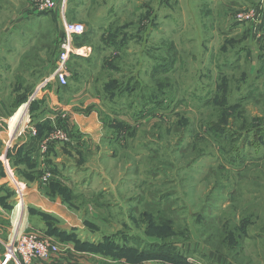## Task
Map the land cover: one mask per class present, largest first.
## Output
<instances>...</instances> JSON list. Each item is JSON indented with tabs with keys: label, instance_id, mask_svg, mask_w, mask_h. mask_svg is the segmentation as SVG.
<instances>
[{
	"label": "rangeland",
	"instance_id": "374dc122",
	"mask_svg": "<svg viewBox=\"0 0 264 264\" xmlns=\"http://www.w3.org/2000/svg\"><path fill=\"white\" fill-rule=\"evenodd\" d=\"M54 3L57 14L0 0V258L23 262L12 247L25 206L10 189L36 183L80 232L151 250L128 264H264V0H100L67 16ZM68 21L85 30L71 49H86L67 53L62 83ZM49 91L93 112L98 138L50 140L63 125ZM23 97L27 122L9 134ZM26 138L46 141L39 162L14 150Z\"/></svg>",
	"mask_w": 264,
	"mask_h": 264
},
{
	"label": "crops",
	"instance_id": "0c3cea01",
	"mask_svg": "<svg viewBox=\"0 0 264 264\" xmlns=\"http://www.w3.org/2000/svg\"><path fill=\"white\" fill-rule=\"evenodd\" d=\"M57 1H60L61 3V7H58V9H60L59 12L64 11L65 16H67L68 12L72 13L77 9L79 10L82 4H86L87 7L90 8L92 7V5L96 6L100 2V0ZM56 12V8L50 11V13L54 14H57ZM52 91H49L48 95H45V97L48 102H50V106H54L53 110L55 111L52 114L56 116V120H58L61 124H64L63 126L71 132L73 136L71 142L79 144L80 142L87 141L88 138L97 139L99 121L97 120L96 115H94L93 112H90L88 114H80L76 110H74V105H61V103L59 102V98L55 96ZM26 104L27 103L25 102L22 103L17 108V110H15L16 112L13 114V116H16V122H18V124L16 129L15 127H8L9 134L15 131H19V129L23 128L24 124L27 122L28 118L25 114ZM47 111L51 113V111ZM43 114H45L46 116V113ZM54 115L51 116L49 114V117L53 118ZM60 119H62V121ZM8 125L10 126L9 122ZM74 133L80 134V137H74ZM25 140L27 141L23 143L18 142L14 146V150L22 148L23 154L29 156L27 158L28 160L32 162L37 160V162H39V158H41L40 148L44 141H42L41 138H26ZM11 151L12 149H9L8 152ZM60 157L61 156H58V158L56 157V160L54 159V161L57 164L63 166V163L61 164L58 162V159H60ZM8 159H10L9 156ZM12 160L15 159L12 158ZM61 174L62 175L60 176V173H58V177L60 179H63L65 177L69 178V173L62 171ZM11 175L13 176L14 172ZM2 180L3 181L0 182H8L7 179ZM20 188H23V191L26 192L25 194L23 193L24 196H22ZM10 190L11 192H14L13 195L15 196V199L13 198V200L16 201V205L14 203L13 208L19 210V208L23 206V203L25 206V210L21 215L20 223H18V226L20 225V229L24 231H36L39 234L48 235L58 241L61 245L68 248L69 253L67 252L65 257L58 259L56 264H128L127 262H125V259L120 260L119 258H113L110 255L95 252L94 246H96V243L99 241L98 236L96 235L95 237L93 233L88 234L80 232V219L78 217V214L73 211L59 195L50 196L46 194L45 187H39L36 183H34L33 186L20 185L19 188L12 186ZM18 201H20V203H18ZM15 218L18 219L17 217ZM8 264L20 263L15 261V263L10 262ZM34 264L40 263L36 261L34 262Z\"/></svg>",
	"mask_w": 264,
	"mask_h": 264
},
{
	"label": "built area",
	"instance_id": "2783aa9c",
	"mask_svg": "<svg viewBox=\"0 0 264 264\" xmlns=\"http://www.w3.org/2000/svg\"><path fill=\"white\" fill-rule=\"evenodd\" d=\"M55 3L54 0H36V10L40 12L44 11H52ZM252 19V16H250ZM249 19L248 17L240 18L239 20L245 21ZM84 25L77 22H65L64 23V33L66 37V48L64 50V53L60 55V59L58 60L57 64H59L58 68L56 69L57 78L62 83H65V79L67 76V72L65 70V67L63 65L66 64V61L68 59L67 53H75L78 50H81V54L85 55V46L79 47V48H73L71 49L69 38L72 36H79L84 33ZM69 54V53H68ZM63 67V68H62ZM70 135L69 130L65 127H55L53 131L51 132V138L50 140H53L52 138L69 141L72 139ZM46 144V141L42 143ZM14 239V245L12 247L13 251L19 252L22 258V264H34V262H31L32 257L36 258H44L52 253L56 252L59 248V242L56 241L54 238L48 236L39 234L36 231H20L18 232ZM11 255L9 253L5 254L4 257L0 258V264H8L10 261Z\"/></svg>",
	"mask_w": 264,
	"mask_h": 264
},
{
	"label": "trees",
	"instance_id": "16d2710c",
	"mask_svg": "<svg viewBox=\"0 0 264 264\" xmlns=\"http://www.w3.org/2000/svg\"><path fill=\"white\" fill-rule=\"evenodd\" d=\"M27 100H28V97H23L21 100L20 99L17 100L15 109H17L22 103L26 102ZM34 102L35 101H33V100L30 102V104H29L30 109H33L32 105L34 104ZM45 124L49 125V123H47V122H45ZM60 125H64V124L60 123ZM69 133H70V135H72L70 131H69ZM79 135L80 134H78V133H76V134L74 133V137H80ZM71 137L73 138V136H71ZM116 244L117 243H114V241L111 240L110 238L102 239V241H98L96 243V246H94V248H95L94 251L102 253V254L110 255L113 258L114 257L115 258L124 257L125 260L128 259L130 261H131V258L140 259L139 257H148L147 254L151 253L150 249H146V252H140L133 257V256H131V253H132L131 250H134L133 245L127 244V247H126V245H116ZM168 244L169 243H151V244H149V246H152L151 249H153V247L156 246L155 248L157 250H161V248H164V246L170 247ZM165 256L171 257V253H169V256H167L166 254H165Z\"/></svg>",
	"mask_w": 264,
	"mask_h": 264
},
{
	"label": "bare ground",
	"instance_id": "6f19581e",
	"mask_svg": "<svg viewBox=\"0 0 264 264\" xmlns=\"http://www.w3.org/2000/svg\"><path fill=\"white\" fill-rule=\"evenodd\" d=\"M77 51H81V50H78V49H77ZM49 120H50V119H49ZM50 121H52V120H50Z\"/></svg>",
	"mask_w": 264,
	"mask_h": 264
}]
</instances>
